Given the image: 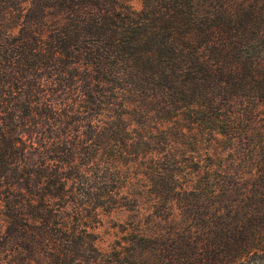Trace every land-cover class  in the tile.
Listing matches in <instances>:
<instances>
[{
  "label": "trees",
  "instance_id": "obj_1",
  "mask_svg": "<svg viewBox=\"0 0 264 264\" xmlns=\"http://www.w3.org/2000/svg\"><path fill=\"white\" fill-rule=\"evenodd\" d=\"M199 178V264H264V0H0V264H147L88 223Z\"/></svg>",
  "mask_w": 264,
  "mask_h": 264
},
{
  "label": "rangeland",
  "instance_id": "obj_2",
  "mask_svg": "<svg viewBox=\"0 0 264 264\" xmlns=\"http://www.w3.org/2000/svg\"><path fill=\"white\" fill-rule=\"evenodd\" d=\"M125 1L133 10H138L140 7V0ZM23 12L27 16L30 14L28 10ZM41 21L47 23V9H44ZM202 183L200 178L196 179L192 187L199 190L184 196L179 193L178 200H174L172 204L169 203L170 207L163 201L157 205L156 210L147 215L143 214L141 217L136 216L134 209L128 206L113 209L108 213L99 211L98 219L88 223L91 228L88 232L97 238L103 249L116 244L130 246L139 239V236L146 238V242L151 240L146 245L153 243L154 250L148 255L147 264H199L201 260L209 259L203 246H199L203 245L199 244L202 237L193 235L191 238L187 233L194 231L189 230L190 227L195 228L203 224L200 215L205 213L204 211L211 203L208 200L209 193L204 190ZM183 201H191V208L182 209ZM198 215L199 218L196 219ZM1 243L0 240V247ZM18 245L23 247L21 242H18ZM19 254L23 258L27 257V253L22 248H19ZM220 259L223 260V257L220 256ZM225 263L228 262L225 261Z\"/></svg>",
  "mask_w": 264,
  "mask_h": 264
}]
</instances>
